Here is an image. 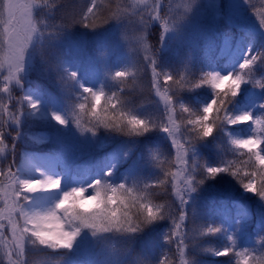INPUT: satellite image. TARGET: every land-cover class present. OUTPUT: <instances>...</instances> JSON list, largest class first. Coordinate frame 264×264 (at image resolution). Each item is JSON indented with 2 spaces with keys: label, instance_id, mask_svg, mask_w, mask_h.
Listing matches in <instances>:
<instances>
[{
  "label": "snow or ice",
  "instance_id": "1",
  "mask_svg": "<svg viewBox=\"0 0 264 264\" xmlns=\"http://www.w3.org/2000/svg\"><path fill=\"white\" fill-rule=\"evenodd\" d=\"M64 7L0 0V264H29L33 250L49 264H204L201 255L264 264V213L254 241L248 231L249 201L264 209V7L87 0L58 19ZM76 24L85 31H72ZM238 53L230 69L216 67ZM141 71L151 73L162 106L155 115L127 99ZM249 85L259 89L249 90L260 97L253 107ZM204 89L210 98L200 103L193 97ZM36 124L51 140L27 137L36 151L22 150L25 127ZM239 126L250 134L235 135ZM154 133L174 156L153 143ZM221 136L231 147L206 160ZM45 143L52 147L41 156ZM81 168L90 174L81 178ZM209 181L237 197L203 199ZM208 238L222 243L208 247Z\"/></svg>",
  "mask_w": 264,
  "mask_h": 264
},
{
  "label": "trees",
  "instance_id": "2",
  "mask_svg": "<svg viewBox=\"0 0 264 264\" xmlns=\"http://www.w3.org/2000/svg\"><path fill=\"white\" fill-rule=\"evenodd\" d=\"M63 3L65 5V7H64L63 11H61L58 14V19L60 16H69L73 12H79L81 10V8L87 3V0H63ZM218 23H219L221 32L227 31V26L224 24L223 21H220ZM71 30L74 32L75 31H81V32L85 31L78 24L73 25ZM157 36H158V33L155 31V29H153V34L151 36V40L153 43H155ZM257 46H259L258 40H257ZM239 55L240 54L238 53V54H235L232 58L231 57L219 58L216 62V67L224 68V69L230 68L233 64H235L238 61ZM258 78H259V76H258ZM32 79L37 80L40 83L45 84V85H47V83H48V81L44 80L42 77H38L35 75L32 76ZM150 81H151V73L147 72V71H141V73L139 74V76L136 80V83L130 84V86L126 89V95H127V99L129 100L130 104L133 107L140 108L141 111L144 112L145 114H151V113L157 114L158 110H156V109L153 110L152 107L155 108L154 105L158 101V99H157V96L152 91H150ZM248 87L249 88H246L244 90V93L246 91H249V90L252 92L259 93L258 88L252 89L251 85H249ZM209 92H210V89L200 90L199 96H194L193 98L195 100L199 101L200 103H206L207 99L210 98ZM259 101H260L259 95H252L251 94V97L248 99V101H246V103L249 105V107H253ZM247 128H248V126H239L235 129H233V132L235 135H237L240 130L244 133H247L248 132ZM152 136H153V138H155V139L157 138V140H158L157 142H156V140H153V141H155L153 143L158 144L160 147V150L165 155L174 156V150H172L170 148V145L168 144V142L165 140L161 141L160 139H158V138H162L161 134L154 133V134H152ZM216 143L219 145V147H213L211 149L205 150L202 153L204 158L206 160H209L210 162L215 161L217 159L218 155L221 154V149L231 147V145L227 143L226 138H224L223 136L219 137ZM163 144H166L167 148H164ZM21 149H22V147H21ZM40 149H41L40 151H48L49 147L47 148V147L43 146ZM240 159H244V158L241 157ZM208 183L212 185L215 182L209 181ZM232 184L234 185L235 182L233 181ZM233 194L235 195L238 193L236 191H233ZM166 199H168V197H166L164 195L157 197V200L159 202H164ZM249 203H250V207L252 209V222L249 225L248 231H249V235H250L251 239L254 241L256 239L255 231L258 230V222L262 218V213H264V209L261 208L259 203H256L253 201H249ZM145 239H148V237H145ZM142 243L143 242H139L135 246L137 252L140 251V248L142 247ZM205 243H206V246H208V247H218L221 245L222 241L218 238H208ZM199 258L204 261V264H223V262L227 259V258L209 257V256H204V255H201ZM28 261H29V264H49V257L44 255L40 251L33 250L28 257Z\"/></svg>",
  "mask_w": 264,
  "mask_h": 264
},
{
  "label": "rangeland",
  "instance_id": "3",
  "mask_svg": "<svg viewBox=\"0 0 264 264\" xmlns=\"http://www.w3.org/2000/svg\"><path fill=\"white\" fill-rule=\"evenodd\" d=\"M252 3L254 5H256L257 8H261V7H264V5H262L261 3V0H252ZM245 16H247V22H246V26L249 30L251 31H255V21H254V18H252L250 16V13L248 15L247 11L245 10ZM111 39L113 41L119 39V35L116 34V35H113L111 37ZM238 62V61H237ZM232 67V66H231ZM230 67V68H231ZM228 68V69H230ZM228 69H225V70H228ZM33 75L35 76H38V77H41L40 75L34 73ZM251 97V93L250 91H246L245 92V98H246V101H248V99ZM158 101L155 103V108L152 107V109H156L159 111V109L162 107L161 104H160V101H159V98L157 97ZM152 115H155V113H151ZM248 129V128H247ZM25 131V141L21 143V147H22V150L24 149L25 147V144L27 145V148L30 150V151H33L35 152L36 151V148L37 146L33 143L32 140H28L27 137H33L34 139H38V140H42V141H50L51 140V135H50V129H48L46 126L42 125V124H36V125H33L32 127H25L24 129ZM250 134L249 131L247 133H244L242 132L241 130L238 132V136H246ZM157 137V136H156ZM152 139L153 140H156V142L158 141L157 138H153L152 136ZM160 139L161 141H164L162 138H158ZM155 142V141H153ZM52 147L51 143H45L43 145L40 146L41 147ZM163 147L164 148H167L166 144H163ZM41 150V149H40ZM47 153L44 152V151H39V155L43 156ZM86 174H90L88 173V170L85 169V168H81L80 169V177L83 178ZM213 186L211 187H208L206 186L205 187V190L204 192L202 193V198L205 199V200H211V201H215L217 204H219L221 201H225V202H228V201H231L232 199H235L237 197L238 194H233V191H232V188L229 186V185H226V184H212ZM250 205V203H249ZM39 251V250H37ZM73 259H75V257H73Z\"/></svg>",
  "mask_w": 264,
  "mask_h": 264
}]
</instances>
